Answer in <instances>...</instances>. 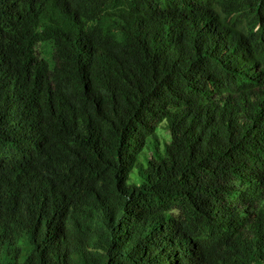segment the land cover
<instances>
[{"label": "trees", "instance_id": "16d2710c", "mask_svg": "<svg viewBox=\"0 0 264 264\" xmlns=\"http://www.w3.org/2000/svg\"><path fill=\"white\" fill-rule=\"evenodd\" d=\"M0 264H264V0H0Z\"/></svg>", "mask_w": 264, "mask_h": 264}, {"label": "rangeland", "instance_id": "374dc122", "mask_svg": "<svg viewBox=\"0 0 264 264\" xmlns=\"http://www.w3.org/2000/svg\"><path fill=\"white\" fill-rule=\"evenodd\" d=\"M158 133H159V136H160L161 139H164V138H165V139L169 140L168 129H167V127H166L164 124H162V125L160 126V128H159V130H158ZM144 153H145L146 155L149 154V149H148V147L144 149ZM141 158H142V156H140V159H141ZM140 181H141L140 176L138 177V175H137L136 172L134 171L133 173H131V175H130L128 181H127V183H128L129 185H138V184H140ZM175 217H177V216H175Z\"/></svg>", "mask_w": 264, "mask_h": 264}]
</instances>
